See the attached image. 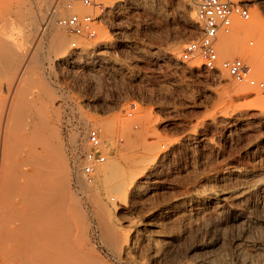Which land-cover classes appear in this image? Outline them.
Instances as JSON below:
<instances>
[{"label": "rangeland", "instance_id": "374dc122", "mask_svg": "<svg viewBox=\"0 0 264 264\" xmlns=\"http://www.w3.org/2000/svg\"><path fill=\"white\" fill-rule=\"evenodd\" d=\"M98 1L107 9L94 24L96 36H75L56 24L65 36L64 48L55 55L42 41L38 61L23 72L42 85L27 84L22 78L18 88L25 85L27 98L45 108L47 123L59 130L69 191L85 215L73 225L74 245L105 264H176L191 246L219 228L207 212L218 205L220 193L264 175V87L236 83L221 69L207 71L197 61L181 59L184 45L199 36L192 4L189 7L184 0ZM247 1L249 19L236 22L247 28L234 39L237 50L226 55L217 52L218 43L234 32V23L215 44L217 58L219 62L242 59L252 78L264 83V0ZM55 13L54 21L71 13L97 16L79 3L65 10L63 0ZM1 36L26 46L20 24L5 26ZM6 80L0 77V131L13 96ZM41 88L47 89L45 96ZM106 124L108 134L99 136ZM90 130L96 131L105 159L87 181L80 166L89 150L86 135ZM114 162L126 172L136 170L141 175L120 200L109 199L97 181L100 169ZM17 164L15 157L9 162L12 168ZM94 198L108 211L106 221L124 239V250L105 242ZM194 220L206 229H196ZM221 230L217 234L227 244L230 232ZM115 251H128L130 260L124 255L117 258ZM188 259L182 263L190 264Z\"/></svg>", "mask_w": 264, "mask_h": 264}, {"label": "bare ground", "instance_id": "6f19581e", "mask_svg": "<svg viewBox=\"0 0 264 264\" xmlns=\"http://www.w3.org/2000/svg\"><path fill=\"white\" fill-rule=\"evenodd\" d=\"M60 1H1L0 77L7 79L6 82L8 81L9 84L7 91L11 90L12 92L8 93H13V96L9 110L7 108V120L4 118L6 121L4 120L0 131V240L2 241L0 242V264H105L88 252L80 251L72 241L73 225L75 222L84 220L85 215L78 207L77 198L69 191L67 158L65 159L63 153L62 142H59V130L50 127L44 115L45 108L42 110L41 106H35L36 100L27 98L23 85H20V89L18 88L22 78L27 84L38 82L32 74L24 77L23 72L28 65H35L38 61V49L42 41H46L48 50L55 55L64 48L65 36L56 26L57 20L54 21ZM184 1L189 7L191 6V0ZM72 10L78 12L82 9L73 8ZM188 19L192 24L194 23L191 13L188 14ZM12 23L24 27L25 47L14 39L2 38L4 27ZM246 30V27L234 24V32L218 43L217 52L220 55L234 53L238 48V43L234 39ZM239 88L242 87L239 86ZM41 89L45 96L47 89ZM40 102L42 98H38V103ZM108 131L106 124L99 129L98 134L106 136ZM13 157L18 159V166L13 165L17 168L9 165ZM128 166L131 165L128 164ZM133 172H126L115 162L108 163L100 169L97 181L100 182L109 199L118 197L120 200L119 197L127 194L136 179L141 176L138 171ZM148 177L149 175L146 178ZM220 196L218 205H213L207 212L213 222L216 221L219 224V228H215L214 235L209 233L211 237L201 236L203 239H199L196 246H191L188 254L181 256L176 264L182 263L187 258L190 259V264H264V175H256L252 177L249 184L237 185L232 190L224 189ZM93 204L102 225L105 242L109 246H119L120 250H124L125 245L122 241L124 239H121L122 236L115 232L114 226H110L109 221H106L108 216L106 217L105 213L108 211L102 208L98 198H94ZM226 213L227 217H225ZM194 226L197 227L196 229L200 226L206 229L202 222H195ZM221 229L230 232L227 244L223 235L217 234ZM115 252L117 258L124 255L128 261L130 260L128 251ZM124 257L122 256L123 259Z\"/></svg>", "mask_w": 264, "mask_h": 264}, {"label": "built area", "instance_id": "2783aa9c", "mask_svg": "<svg viewBox=\"0 0 264 264\" xmlns=\"http://www.w3.org/2000/svg\"><path fill=\"white\" fill-rule=\"evenodd\" d=\"M80 5L92 8L96 17L90 15L69 14L57 19V25L75 36H84L87 39L96 36L94 24L98 22L107 7L98 0H63V8ZM195 22L199 27L197 39L186 43L181 50L183 61L194 60L199 62L207 71L221 69L236 83H245L248 86L264 87V83H257L251 76L250 67L240 58L219 62L215 44L220 35L228 34L237 21H247L250 17L247 0H192ZM74 46V44H72ZM89 148L82 157L80 166L81 175L91 181L95 167L104 162L105 156L101 152V144L96 131L90 130L86 135Z\"/></svg>", "mask_w": 264, "mask_h": 264}]
</instances>
